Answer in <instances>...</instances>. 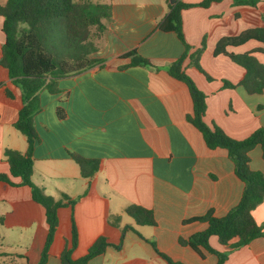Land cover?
<instances>
[{
    "label": "crops",
    "instance_id": "obj_1",
    "mask_svg": "<svg viewBox=\"0 0 264 264\" xmlns=\"http://www.w3.org/2000/svg\"><path fill=\"white\" fill-rule=\"evenodd\" d=\"M94 1L109 3L111 9L104 41L92 53L100 61L56 78L55 93L42 89L40 110L33 118L38 140L32 151V181L55 198L61 192L77 198L73 205L58 208V225L44 264H61L64 239L71 245V218L77 237L73 259L83 256L99 235L108 241L102 253L84 264H167L160 252L182 264H215L214 253L201 248L200 254L179 244L178 238L206 227L189 218L210 209L215 216L224 215L238 202L244 183L226 152L209 151L187 120L192 110L187 88L167 73L184 45L175 32L159 27L175 2L201 0ZM263 9L264 0L255 6L220 0L181 10L183 37L191 46L182 65L206 95L203 119L235 139L264 127V90L248 93L238 84L243 67L225 54L214 55L213 48L221 36L262 25ZM1 25L0 16V58L5 40ZM202 41L198 62L210 79L189 55ZM260 45L251 39L227 50L238 53ZM132 49L149 63L129 65L123 54ZM253 54L264 63L263 53ZM224 81L235 86H224ZM20 107V88L0 63V173L9 168L6 148L24 152L27 147L14 126ZM70 153L99 158L102 168L82 177ZM248 156L249 167L264 174L260 146ZM12 180L18 182L19 177ZM130 204L151 209L155 224H137L125 212ZM251 212L262 234L247 244L230 248L209 236L213 249L227 253L223 264H264V199ZM47 228L44 208L32 198L30 187L0 179V264L36 263Z\"/></svg>",
    "mask_w": 264,
    "mask_h": 264
},
{
    "label": "trees",
    "instance_id": "obj_2",
    "mask_svg": "<svg viewBox=\"0 0 264 264\" xmlns=\"http://www.w3.org/2000/svg\"><path fill=\"white\" fill-rule=\"evenodd\" d=\"M220 0H201L195 3L177 1L159 27L165 31H173L184 45V52L167 68L170 77L182 82L188 91L192 102V110L186 116L187 120L200 134L209 151L223 149L234 166V173L244 183L238 202L224 215L215 216L212 210L203 215L189 218V221L206 223L202 230L190 234L187 238H178V243L188 245L201 253L204 248L217 256L215 264H223L227 253L213 249L208 238L215 235L220 244L236 248L247 244L254 237L262 234L261 226L252 216L253 208L264 199V174L249 167V151L260 146L264 156V127H258L248 136L235 139L227 135L215 123L207 124L203 117L206 110V95L198 89L182 65L191 46L184 40L181 23V10L191 6L206 7ZM237 5L255 6L258 0H232ZM1 29L5 35L0 63L7 69L13 83L20 88L21 107L18 111L15 128L24 135L27 143L24 152L6 148L4 157L8 162V172L0 173V179L9 184L28 185L32 198L44 208L47 223V235L40 257L36 263L44 264L49 254V246L58 225L57 210L65 205H73L77 198H72L61 192L59 198L46 194L32 181L33 156L32 151L38 140L33 118L40 110L39 93L46 88L52 93L58 88L54 80L84 71L100 59L93 57L106 28V21L111 18L109 3L94 0H6L0 3ZM262 25L247 27L238 34L221 36L215 43L213 54H225L233 62L244 69L239 85L248 93H258L264 90V63L260 62L254 52L264 54V9L261 12ZM256 40L260 46L244 52L228 51V46H238L248 40ZM205 46L201 45L189 54L194 64L207 79L211 77L199 65V57ZM129 59V65H146L147 58L140 56L134 49L123 54ZM224 86H235L224 81ZM79 167L82 177H90L102 168L99 158H87L76 153H70ZM12 177H19L14 182ZM125 212L137 224L154 225L155 219L151 209L138 204H130ZM71 245L67 246L64 239L59 253L61 264H84L90 258L102 253L108 241L101 234L88 246L86 253L73 259L72 249L76 245V227L73 218L69 222ZM167 264H182L173 261L161 253ZM32 264V263H15Z\"/></svg>",
    "mask_w": 264,
    "mask_h": 264
},
{
    "label": "rangeland",
    "instance_id": "obj_3",
    "mask_svg": "<svg viewBox=\"0 0 264 264\" xmlns=\"http://www.w3.org/2000/svg\"><path fill=\"white\" fill-rule=\"evenodd\" d=\"M259 1V0H258ZM104 39V37L103 38H100V40H97L96 42H97V45L99 46V45H101L102 43H103V40Z\"/></svg>",
    "mask_w": 264,
    "mask_h": 264
}]
</instances>
